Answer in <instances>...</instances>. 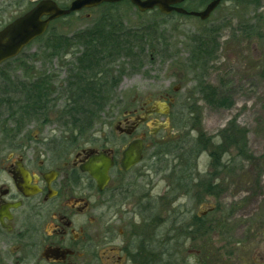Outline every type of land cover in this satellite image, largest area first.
<instances>
[{"label":"flooded vegetation","instance_id":"obj_1","mask_svg":"<svg viewBox=\"0 0 264 264\" xmlns=\"http://www.w3.org/2000/svg\"><path fill=\"white\" fill-rule=\"evenodd\" d=\"M81 1L0 0V59L22 35L47 23L16 56L0 61V264H264L263 188L256 179L234 177L240 170L236 160L245 157L235 147L223 151L216 166L233 176L228 183L219 174L191 177L196 164L176 161L196 143L192 133L180 130L191 96L177 83L192 70L189 54L185 60L170 57L164 71L173 72L172 83L165 72L124 98L122 56L88 49L114 38L122 26L153 23L156 17L214 24L220 6L201 20L191 13L205 11L214 0H183L169 14L159 8L141 12L132 0ZM15 74L19 83L7 80ZM81 89L93 91L101 108L111 103L113 123L104 125L111 126L110 138L95 131L89 142L103 145L86 143L88 148L41 138L53 122L48 119L53 108V120L69 135L65 111L74 110ZM29 104H39L41 112ZM101 108L98 116L105 115ZM35 129L39 135L31 136ZM92 131L72 130L70 136L81 142ZM129 149L141 152V161L125 170ZM102 154L111 166L100 188L84 169ZM148 156L164 160L146 161ZM170 157L172 163L165 161ZM226 200L224 208L220 202ZM209 201L217 203L204 210Z\"/></svg>","mask_w":264,"mask_h":264},{"label":"rangeland","instance_id":"obj_2","mask_svg":"<svg viewBox=\"0 0 264 264\" xmlns=\"http://www.w3.org/2000/svg\"><path fill=\"white\" fill-rule=\"evenodd\" d=\"M214 18V24L205 26L197 21L187 19L182 23L174 21L168 27H163L166 29V37L171 40L169 42L172 45L171 48H176L175 51L172 49V54L174 55L170 56L175 57V55H178L183 60L187 59V54H189L187 50L189 45L186 39L187 35L197 34L198 31H204L205 28L209 27H213L218 35L220 34L221 47L216 60L209 64L206 71L203 68L199 72L196 70L185 72L182 81L179 80L177 83L178 86H185L182 91L183 94L191 96V100L187 105L188 111L191 108L189 112L192 115L187 112V124L181 123L180 130L187 134L192 133V138L196 142L202 143L204 147L199 156L193 158V162L196 165L189 176L204 180L209 179L213 174H219V176L226 178L227 181L225 183H228V178L233 176L229 175V173H224L222 169L219 170L216 166L218 161H214L211 154L213 151L215 152L214 147L221 143L222 132L226 131L228 133L229 128L231 129L235 126V130H230L232 131L230 134L235 136L238 133H243L244 138L241 145L246 147V156L244 159L236 160V162L238 161L236 166L239 165L238 169L240 170H238V174H234V177L241 179L250 177L253 180H258L260 187L263 188L260 200L264 204V0L261 1V6L257 9L252 6L235 8L232 2L225 3L215 12ZM155 19V21L159 22L157 17ZM139 24L146 23L142 22ZM234 35L235 39H233ZM247 35L249 36L247 37ZM144 56L146 57L143 59L144 65L139 72L132 70V63L129 60H125L122 56V63L126 67V74L120 79V84L122 83L125 88L123 92L124 98H133L137 89H140L143 85L148 88L151 85V80H161L162 75L166 72L164 68L170 67V58L163 61L160 57H156L154 64H151L147 56ZM172 73H170V70L166 72L167 82H173ZM13 76L15 77L14 80L7 75V80L19 83V74ZM201 81L221 89L220 91L223 95L231 97L230 99L233 101L232 108L213 109L206 105L197 91V85ZM14 86L18 87L19 84ZM15 97L20 99V95H15ZM110 107L111 103L104 107L102 112L105 115H99L98 123L92 128L93 131L89 135L87 133V136L84 135L81 142L78 139L71 140L75 136L62 134L63 129L53 120L56 114L53 108L48 112V119L53 122L51 121L52 123L41 131L40 137L52 140L60 139L61 147L70 146V140L75 143V146L79 147L88 148L85 145L86 143H89L90 146L101 147L102 143L93 144L89 142L92 140L90 136L95 131L101 132L104 130L105 136H102L101 133H95V135L98 137L102 136L103 139L110 138L109 131L111 126L104 128L106 123L107 125L113 123L111 117H108V114L111 113ZM45 129L46 133L43 132ZM30 135L38 136L39 132L35 129ZM225 150L227 151V149ZM234 151L237 152L236 149ZM231 156L228 155L226 160L228 161ZM248 157L253 162L248 163ZM166 159L165 161L169 163L174 161L172 157ZM155 160L163 161L164 159H156V157L151 159L150 156L146 159V161ZM177 162L180 161L178 160ZM171 177L174 178L176 176L172 174ZM251 185H253V182H251ZM243 195L248 196L247 193ZM229 202V200H226L220 203L225 208ZM214 203L217 202H206L204 210L210 208ZM180 204L181 201L173 203L171 208L176 209ZM262 209L264 210V207Z\"/></svg>","mask_w":264,"mask_h":264},{"label":"trees","instance_id":"obj_3","mask_svg":"<svg viewBox=\"0 0 264 264\" xmlns=\"http://www.w3.org/2000/svg\"><path fill=\"white\" fill-rule=\"evenodd\" d=\"M261 1L262 0H231L233 6L235 5V8L252 6L255 9L261 6ZM157 19L159 22L155 21V19L153 23L139 24L138 27L134 28L122 26V29L116 33L114 38H109L108 40H98L95 45L91 43L88 49L106 51L108 56L112 54L123 56L125 60H129V62L132 63L131 69L137 72H139L144 65L143 59L146 58L144 55L147 56L149 61L151 59V55L155 58L160 57L163 61H165L171 57L170 55H174L172 54V49L175 51L176 48H171V46H169L170 41L166 37V29L163 28L170 25L169 20H165L163 17H157ZM114 32L115 31H113V33ZM197 34L205 35L206 37L200 38L191 36L195 34L186 36V39L189 43L187 49L189 53L188 61L192 66V70L199 72L205 68L206 71L210 64L208 60L211 59V61L214 62L220 50V34L218 35L213 27L205 28L204 31H198ZM248 36L249 35H247V37ZM233 39H235V35L233 36ZM125 74L126 67L123 65L122 73L119 79H121ZM202 81L197 85V91L201 95L202 100L206 105L213 109L232 108L233 101L230 99L231 97L228 95H223V93L220 91L221 89H217L212 85H208ZM80 93L81 96L79 100L76 101L74 110L65 111V114L68 117V120L65 122V127L71 131H76L77 134L80 133L83 135L89 129H92L96 121H98L99 116L96 114V112L97 108H101V105L94 102V96L92 94L93 91L81 89ZM27 108L41 112L39 111L41 108L39 104H29L27 105ZM103 109L104 106H102L101 110ZM190 110L191 108L189 111ZM230 130L234 131L235 126H233L231 129L229 128V131L227 129L228 133H226V131H223V134L221 133V143L214 147L215 152L213 151L211 154V157L214 161L219 162L223 151L229 147H235L239 154H242L244 157L246 156V147L241 145L244 138L243 133H238L234 136L230 134V132H232ZM71 131L68 132L69 135H72ZM73 139H77V136L73 137L72 140ZM203 149V144L196 142L193 146V149L190 152L188 150L187 155L184 153L179 154L178 157L176 155V160H179L180 162L185 160L186 162L191 163L193 162V158L199 156Z\"/></svg>","mask_w":264,"mask_h":264},{"label":"water","instance_id":"obj_4","mask_svg":"<svg viewBox=\"0 0 264 264\" xmlns=\"http://www.w3.org/2000/svg\"><path fill=\"white\" fill-rule=\"evenodd\" d=\"M103 0H82L81 2H88L93 4H98L102 2ZM183 0H147V1H141V0H132L133 4L137 5L139 10L141 12L151 11L155 8H159L160 11L164 14H169L171 12L170 6L177 5ZM222 1H228V0H214L205 11L201 13H191L192 16L201 18V20H206L210 17L212 12H214L217 7L221 4ZM72 10H76V7H73ZM177 12L182 14H187L186 11L178 9ZM47 27V23L41 27L40 30L33 31V32H26L25 35H22L21 41L15 42V49L11 50V53L8 54L6 57H3L0 59L4 60L7 58L14 57L18 54V52L21 50L22 47L27 46L34 38L41 35ZM141 161V152L135 153L133 149H129L124 154V162H125V170H128L129 168L135 166ZM111 166V160L105 156L100 155L97 158H93L91 161V164L87 166L84 170L90 173V175L97 180L99 187L102 188L105 186L108 182V171Z\"/></svg>","mask_w":264,"mask_h":264}]
</instances>
